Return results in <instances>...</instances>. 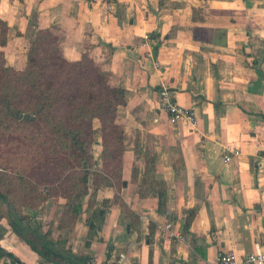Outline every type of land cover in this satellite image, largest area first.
I'll use <instances>...</instances> for the list:
<instances>
[{"label":"crops","instance_id":"crops-1","mask_svg":"<svg viewBox=\"0 0 264 264\" xmlns=\"http://www.w3.org/2000/svg\"><path fill=\"white\" fill-rule=\"evenodd\" d=\"M0 19L9 25L1 48L15 68L26 66L36 31L49 27L66 58L88 52L127 90L117 117L126 132L119 194L137 217L109 186L98 191L93 213H106L94 238L83 216L59 227L63 197L45 214L29 209L58 245L93 264H215L223 250L246 264L256 247L264 250V0H114L112 8L92 0H0ZM163 86L193 109V120H171ZM154 181L166 188L161 210ZM0 229L1 245L26 264H54L5 219Z\"/></svg>","mask_w":264,"mask_h":264},{"label":"trees","instance_id":"trees-1","mask_svg":"<svg viewBox=\"0 0 264 264\" xmlns=\"http://www.w3.org/2000/svg\"><path fill=\"white\" fill-rule=\"evenodd\" d=\"M8 33V23L0 19V220L5 219L45 262L93 264L72 247L58 245L51 231H44L24 209L63 197L59 227H72L83 216L88 236L94 238L106 213H93L99 203L98 191L109 186L116 189L114 200L137 217L119 194L124 186L126 132L117 117L127 103V90L113 84L110 72L88 52L77 60L66 58L59 35L49 27L36 31L26 66L17 69L1 48L8 42ZM96 144L102 146L100 160L93 154ZM138 171L134 166V180ZM146 180L150 187V176ZM154 184L161 210L166 188L158 181ZM2 234L0 229V240ZM2 259L26 264L0 243Z\"/></svg>","mask_w":264,"mask_h":264},{"label":"built area","instance_id":"built-area-1","mask_svg":"<svg viewBox=\"0 0 264 264\" xmlns=\"http://www.w3.org/2000/svg\"><path fill=\"white\" fill-rule=\"evenodd\" d=\"M92 2H103L109 8H112L114 5V0H92ZM149 37V34H147L145 36V39H149ZM160 95L162 104L168 110L169 116L172 121H178L185 118L193 120L195 118L193 109L182 106L176 100H174L172 92L168 87L163 86L160 91ZM239 153V150L226 152L224 154L225 160L230 161L234 154L236 155ZM171 226L172 222H168L167 224H165L166 228H170ZM245 262L246 264H264V250H262L260 247H256L251 253L246 256ZM215 264H243V261L238 258V256L233 251L223 250L219 252Z\"/></svg>","mask_w":264,"mask_h":264},{"label":"rangeland","instance_id":"rangeland-1","mask_svg":"<svg viewBox=\"0 0 264 264\" xmlns=\"http://www.w3.org/2000/svg\"><path fill=\"white\" fill-rule=\"evenodd\" d=\"M99 124V122L98 121H96L95 122V125L97 126ZM96 151H98V147H96V145H94V147H93V154L96 152ZM57 200V198H51V199H49V200H47V201H45V202H42V203H40L39 205H37V207H36V209H38L39 211H40V213H46V212H48V209H49V206H50V204L52 203V202H54V201H56ZM24 211L25 212H27L28 214H30L29 212H30V210L28 209V208H25L24 209ZM37 222H43V220H41V219H36V218H34Z\"/></svg>","mask_w":264,"mask_h":264}]
</instances>
